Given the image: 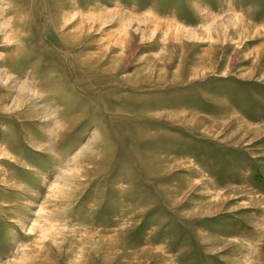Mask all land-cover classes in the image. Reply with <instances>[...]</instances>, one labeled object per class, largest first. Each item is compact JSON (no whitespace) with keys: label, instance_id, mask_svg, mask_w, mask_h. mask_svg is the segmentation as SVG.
Listing matches in <instances>:
<instances>
[{"label":"rangeland","instance_id":"obj_1","mask_svg":"<svg viewBox=\"0 0 264 264\" xmlns=\"http://www.w3.org/2000/svg\"><path fill=\"white\" fill-rule=\"evenodd\" d=\"M0 264H264V0H0Z\"/></svg>","mask_w":264,"mask_h":264}]
</instances>
